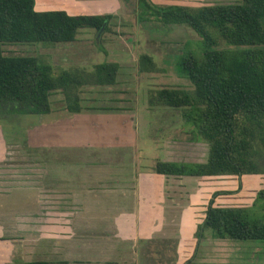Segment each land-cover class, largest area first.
Listing matches in <instances>:
<instances>
[{"label":"trees","instance_id":"16d2710c","mask_svg":"<svg viewBox=\"0 0 264 264\" xmlns=\"http://www.w3.org/2000/svg\"><path fill=\"white\" fill-rule=\"evenodd\" d=\"M35 3L36 0H0V118L5 120L49 112L48 96L55 88L63 92L66 109L77 112L82 108L78 94L81 85L116 81L119 63L114 60L97 62L88 71H55L35 55L4 54L5 42L69 41L81 27H95L98 31L106 28L112 16L110 12L42 9ZM137 9L140 21L186 24L200 36V55L192 47H185L175 60L177 71L191 81L192 91L165 86L155 90L149 101L185 107V124L191 125L193 140L203 137L209 143L208 155L205 161L157 160L155 171L195 175L258 171L251 146L255 132L264 130V0L194 6L137 0ZM219 38L226 46H219ZM141 56L151 63L146 54ZM239 117L248 125L239 127ZM202 225L210 228L214 237L264 239V187L257 190L249 206L218 205L210 199Z\"/></svg>","mask_w":264,"mask_h":264},{"label":"crops","instance_id":"0c3cea01","mask_svg":"<svg viewBox=\"0 0 264 264\" xmlns=\"http://www.w3.org/2000/svg\"><path fill=\"white\" fill-rule=\"evenodd\" d=\"M53 90L48 96L49 104ZM80 103L82 108L71 113L78 114L87 107L91 108L81 96ZM41 115L25 114V121L11 128L21 141H15V138L13 142L0 144V171L7 170L6 166L19 169L36 164L41 178L37 190L26 185L0 190V198L22 199L24 203L22 210L0 205V262L39 259L48 261V264H155L156 260L161 264L159 257L167 255V260L161 259L166 262L164 264L199 263L194 261L195 256L200 255L196 252H202L204 241L211 240L204 238L207 229L203 225L200 224L197 232V224L205 215L199 204L206 198L200 201L197 186L194 190L188 186L193 176L198 179L204 175L159 173L155 169L144 173L140 168L136 169L138 159L146 157L141 155L148 149L143 141L150 138L154 140L150 160L153 157L156 161H202L189 157L188 140L171 137L172 132L168 131L167 137H159L160 132L143 138L140 145L139 140L137 144L139 134L136 130L131 148L127 147L128 140L119 139L122 135L115 138V143H120L114 147L115 155H112L111 149L106 147L109 142L106 145L105 137H102L110 132H100L101 138L98 139L93 137L96 131L93 128L87 138H79L84 129L78 132L74 129L75 140L63 142V136L75 134L70 133L69 127L58 126L56 121L42 120ZM33 117H41L36 127L39 128L40 142L35 147L26 136V130H31L27 125ZM71 130L73 132V128ZM5 133L8 135L9 131ZM49 138L55 139H50L54 143L49 142ZM65 145L70 148L61 147L60 150V146ZM80 148L83 149L81 155L77 151ZM98 150L107 152L110 157H104V153L101 157ZM54 152L59 153V158ZM129 152L132 154L130 160ZM179 152L185 153L186 157H177ZM71 153L77 154L78 158L71 157ZM127 184L131 187L125 186ZM33 194L46 202L42 204L45 215L35 226L31 222H20L17 217L19 211H23V218H30L25 215L28 207L25 202ZM3 214L7 217L1 219ZM5 229L12 233L4 235ZM150 240L165 241L166 245L159 241V244L150 243ZM171 256H174L173 260Z\"/></svg>","mask_w":264,"mask_h":264},{"label":"rangeland","instance_id":"374dc122","mask_svg":"<svg viewBox=\"0 0 264 264\" xmlns=\"http://www.w3.org/2000/svg\"><path fill=\"white\" fill-rule=\"evenodd\" d=\"M157 4L180 3L185 5H200L215 2H234L239 0H150ZM36 7H62L69 12H110L107 27L98 31L95 27H81L74 39L60 42H5L2 44L4 54H29L37 56L41 61L49 63L55 71L61 69L84 70L88 71L93 65L103 60H114L119 63L116 81L113 84L98 85L91 82L81 85L78 88L79 97L91 108H85L78 114L69 112L63 106V92L61 89H54L50 95V111L42 114V120L57 122L58 126L70 128V133L74 136H63V142H72L75 140L76 132L83 130L79 138H87L88 134L93 133L94 138H101L100 132L104 130L110 132L105 137L104 143L110 148L112 155H115L114 147L120 143L119 139L128 140L127 147L131 148V141H134V131L137 130V144H142L143 138L157 134L159 137H167L168 131H171V137L188 140L191 159H200L205 161L208 155L209 143L203 138L193 140L190 131L191 125L185 124L183 117V106H170L161 103L151 104L149 99L151 94L162 87H179L192 91L191 81L180 74L176 69L175 60L177 54L185 47H192L196 54L199 52L200 36L186 24H163L155 21H140L137 17V0H36ZM219 46L224 47L226 43L219 38ZM106 49V52L102 48ZM199 50V51H198ZM146 54L151 63L141 58ZM147 59V58H146ZM143 60V62L141 61ZM140 66L146 67L141 69ZM151 67V68H149ZM111 107V109H108ZM110 110V113L108 112ZM70 115H73L72 117ZM24 115L19 116L17 121L5 120L0 118V144L21 141L19 136L13 134L15 124L23 121ZM40 119L33 117L29 125L31 130H26V136L32 140V145L38 146L40 142L38 123ZM49 121V122H50ZM238 126L248 125V121L239 117ZM14 123V124H13ZM28 123V122H27ZM17 126V125H15ZM21 126V125H20ZM73 128V132L72 129ZM11 129V130H10ZM74 129H77L76 132ZM86 129H89L86 131ZM8 135L5 132H8ZM65 134V133H64ZM255 139L252 142L251 151L256 163V170H243L242 173H221L216 175H204L190 180L188 186L193 190L197 186L200 202L199 208L206 210L210 199L213 204L249 206L253 203L256 192L264 187V130L255 132ZM120 135H122L120 137ZM22 136V135H21ZM43 137V136H42ZM117 143L115 138H118ZM19 138V137H18ZM23 138H25L23 136ZM49 138V142H52ZM110 140V141H108ZM141 142V143H140ZM148 149L145 146L141 155L146 157L139 158L136 166L144 173L147 170H153L156 160L150 152L153 151L154 140L145 139ZM115 143V144H114ZM181 143V142H180ZM8 145V144H7ZM68 145V144H67ZM70 148L68 146H60ZM80 148V155H81ZM182 150V148H181ZM201 150V153H197ZM83 154H86L84 151ZM109 155L105 151H97L101 157ZM154 153V151H153ZM148 154V156H147ZM187 154V153H186ZM54 155L59 158V153ZM71 157L78 158L77 154H70ZM155 155V154H153ZM156 156V155H155ZM185 158V153L179 152L176 155ZM82 157V156H81ZM103 157V158H104ZM110 157V156H109ZM80 158V156H79ZM132 158L131 152L128 159ZM143 159V160H141ZM145 159V162H144ZM141 160V161H140ZM191 161V160H186ZM141 164V165H139ZM24 166V165H23ZM7 170L0 171V190H7V187L29 186L32 190H37L41 186L39 166L32 164L25 167H9ZM24 169V170H23ZM4 174V175H2ZM8 174V175H7ZM132 174V172H131ZM125 186H130L129 184ZM39 192V191H37ZM36 193V192H35ZM34 193V194H35ZM26 200V216L23 218V211L17 214L20 222H31L38 224L45 215L44 205L40 196ZM44 199V197H43ZM49 203V202H48ZM0 205L12 206L13 209L22 210L24 203L20 199H8L7 196L0 198ZM198 213V211L196 212ZM7 217L6 214L1 215ZM204 218V217H203ZM203 221V219H201ZM197 224V232L201 228ZM205 239L202 252L199 257L195 256L194 261L198 264H264V239H235L223 237L215 239L212 236L210 228L205 227ZM4 235L12 233L5 229ZM196 232V235H197ZM1 233V231H0ZM201 240V239H200ZM150 240V243L166 245L165 241ZM170 240H168L169 242ZM172 242V241H171ZM202 242V241H201ZM195 245V244H194ZM173 244H170L172 249ZM194 254V255H196ZM193 255V256H194ZM192 256V257H193ZM161 264H164L165 255L160 256ZM174 256L170 259L173 260ZM190 260V259H189ZM171 261V260H170ZM155 264H159L154 260ZM187 262V261H186ZM191 264H193L191 262Z\"/></svg>","mask_w":264,"mask_h":264},{"label":"flooded vegetation","instance_id":"af4514ba","mask_svg":"<svg viewBox=\"0 0 264 264\" xmlns=\"http://www.w3.org/2000/svg\"><path fill=\"white\" fill-rule=\"evenodd\" d=\"M30 114H33V113H30ZM25 115V114H24ZM14 124V123H13Z\"/></svg>","mask_w":264,"mask_h":264}]
</instances>
